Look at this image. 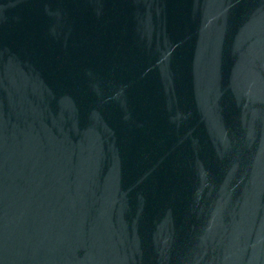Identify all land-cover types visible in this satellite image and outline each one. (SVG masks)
<instances>
[{
  "label": "water",
  "instance_id": "95a60500",
  "mask_svg": "<svg viewBox=\"0 0 264 264\" xmlns=\"http://www.w3.org/2000/svg\"><path fill=\"white\" fill-rule=\"evenodd\" d=\"M0 264H264V0H0Z\"/></svg>",
  "mask_w": 264,
  "mask_h": 264
}]
</instances>
